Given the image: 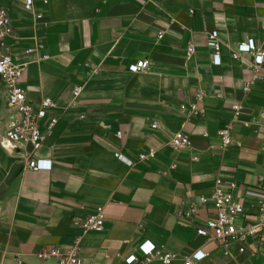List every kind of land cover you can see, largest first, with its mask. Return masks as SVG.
<instances>
[{
    "label": "crops",
    "instance_id": "obj_1",
    "mask_svg": "<svg viewBox=\"0 0 264 264\" xmlns=\"http://www.w3.org/2000/svg\"><path fill=\"white\" fill-rule=\"evenodd\" d=\"M1 8L15 28L7 41L13 60L24 64L28 98L49 97L56 106L40 120L48 134L40 149H5L17 114L0 82V264L19 256L25 264H58L38 256L53 248H78L83 264H142L139 247L147 240L181 256L207 252L196 264H264V233L233 256L197 233L215 213L213 201L200 197L213 194L218 176L236 182L235 199L250 219L261 204L264 64L233 53L251 38L264 49V0H35L33 11L25 0H0ZM214 29L221 65L207 43ZM139 58L151 67L134 72ZM52 117L58 121L49 134ZM225 125L233 143L221 149ZM177 131L191 136V147L171 146ZM151 147L157 156L141 161ZM30 158L50 159L52 168H28ZM193 202L199 214L182 220ZM97 207L105 210V228L85 231L83 218Z\"/></svg>",
    "mask_w": 264,
    "mask_h": 264
},
{
    "label": "built area",
    "instance_id": "obj_2",
    "mask_svg": "<svg viewBox=\"0 0 264 264\" xmlns=\"http://www.w3.org/2000/svg\"><path fill=\"white\" fill-rule=\"evenodd\" d=\"M35 0H25V9L33 11ZM15 35L9 12L0 9V82H3L7 92V103L10 110H14L17 117L9 124L6 140L2 143L5 149L16 150L24 144L29 143L33 149H40L48 134H45L40 129V120L48 115V109L55 107L56 103L52 98L46 97L40 103H34L28 98V89L21 85V76L23 74L24 64L16 62L12 58L11 45L7 41L8 36ZM163 34H160L162 36ZM208 46L213 50L212 60L214 64H222V41L220 31L214 29L208 33ZM30 49L29 52H33ZM196 52V45L191 43L188 46V59L191 60ZM253 55L255 64L262 66L264 64V49L258 46L255 39L251 38L247 42L238 44L233 57L241 58L243 53ZM48 59L49 56H44ZM151 67L150 59L139 58L132 70L141 72L148 70ZM237 115L240 114V106L236 105ZM58 119L52 117L48 124L49 134L52 132ZM157 126V123L154 124ZM119 135L121 132L118 133ZM218 134L221 138L218 145L221 149H226L233 143V135L231 127L228 125L222 126ZM171 146L175 150H182L191 147L193 142L189 134L183 131H177L170 140ZM215 147V145H212ZM117 158L134 164L132 160L127 158L123 153L117 152ZM157 156V149L151 147L147 152H142L139 156L141 161L151 160ZM198 159V157H194ZM26 167L34 170H50L52 168V160L45 158H30ZM225 178L218 176L216 178V187L213 194L209 197L202 195L200 202L208 204L213 201L215 205V213L208 218L205 223L197 227V233L207 237L209 240L216 241L223 249L225 255L233 256L234 249L237 248L239 253L246 250L249 242L264 233V189L261 204L255 213V218L250 219L247 215L246 205L239 199H235L234 190L236 182L230 180L225 184ZM200 212V204L193 202L189 207L185 208L181 214V219L184 221H192ZM107 217L103 207L97 209L83 218L82 225L85 231H102L105 228ZM139 250L142 257V264H150L153 260H159L162 264H174L177 260L182 259L184 264H196L204 260L208 253L202 249L194 251L187 256H181L179 253L170 251L164 246H157L155 243L147 240L143 242ZM40 258L48 259L57 257L58 264H83L78 248L70 250L66 253L59 249L53 248L49 251L38 254ZM136 256H131L128 260L132 262L136 260ZM16 264H25L24 258L19 256L16 259Z\"/></svg>",
    "mask_w": 264,
    "mask_h": 264
}]
</instances>
